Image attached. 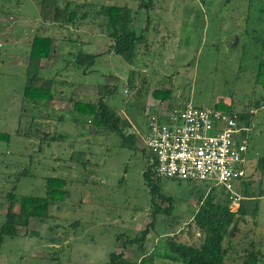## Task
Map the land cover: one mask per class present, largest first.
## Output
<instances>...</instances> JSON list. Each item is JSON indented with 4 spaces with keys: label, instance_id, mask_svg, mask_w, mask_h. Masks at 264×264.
Returning <instances> with one entry per match:
<instances>
[{
    "label": "rangeland",
    "instance_id": "obj_1",
    "mask_svg": "<svg viewBox=\"0 0 264 264\" xmlns=\"http://www.w3.org/2000/svg\"><path fill=\"white\" fill-rule=\"evenodd\" d=\"M55 1L73 11L69 23L41 17L39 0H0V223L7 192L42 197L47 178L65 181V196L48 208L49 216L31 217L15 236L2 239L0 264H102L145 226L143 249L150 264H185L172 258L165 237L197 243L191 214L206 193L220 200V189L210 182L160 178L151 182L171 201L152 200L142 177L146 160L135 139L139 144L147 118L142 107L155 88L172 106L225 102L248 112L247 190L263 194L254 200L256 215L238 223L232 238L236 253L226 264L239 263L236 256L249 240L264 253V85L254 79L264 60V0H152L141 9L138 3L146 0ZM101 5L133 10L132 28L146 40L130 63L105 52L109 40L103 17L96 15ZM38 27L54 38V54L40 60L38 70L53 81L49 101L23 96L29 38ZM101 48L105 53L91 64L74 62L78 52ZM85 86H92L94 95L74 100L94 102L101 96L135 148L72 111L70 99ZM155 205L167 211L152 216ZM124 254L132 261L141 255L133 246Z\"/></svg>",
    "mask_w": 264,
    "mask_h": 264
},
{
    "label": "trees",
    "instance_id": "obj_2",
    "mask_svg": "<svg viewBox=\"0 0 264 264\" xmlns=\"http://www.w3.org/2000/svg\"><path fill=\"white\" fill-rule=\"evenodd\" d=\"M151 3L152 0L141 1L138 3V9L149 8ZM38 4L40 7L39 15L51 22L69 23L72 19L73 11H67V3L63 7H59L55 0H39ZM48 5H51V7L44 10ZM96 15L103 17L104 34L109 40L105 52L120 55L129 63L135 60L139 45L145 44L146 39L143 31L140 30L137 33L132 28L134 19L133 10L126 5H101L97 8ZM58 16L59 21L56 20ZM143 29L146 30V26ZM29 39L23 96L32 100L49 101L53 97V93L51 92L53 81L39 74L38 70L42 68L40 60L48 58L54 52V38L47 33H40L38 27ZM96 56L97 54L94 53L78 52L74 55V62L91 64ZM254 79L255 82L264 85V60L259 61ZM152 95L158 96L162 101L164 100L162 99L163 97L161 98L160 89L153 90ZM74 99H79V95H74L70 99L72 111L90 116L89 122L93 126L102 127L117 134L122 143L127 144L130 148H135L133 137L130 134H123L122 121L101 96L94 102H80ZM165 106L166 109L172 107L168 102ZM213 108L223 112L237 113V115H240V121L244 124H246L250 117L248 116V112L233 109L225 102H218ZM139 150H141L143 158L146 159V149L142 147ZM248 175L249 173L245 172V176L241 179L239 190L243 198L239 200L235 210L229 208L226 198L220 197V200L215 201L214 195L211 193H206L199 200V204L193 210L190 220L196 228L197 243L181 242L174 239V237H169V235L165 237V245L168 247L172 258H176L185 264L227 263V258L230 257L229 254L236 253L235 247L232 249L233 243L235 244L232 238L239 228L238 223L243 220L244 216L254 217L256 215L257 205L254 200L263 194L261 190L257 196L250 194L247 190L248 183L246 182ZM142 177L146 186L149 187L152 200L154 197H157L160 200L171 201L170 197L160 193L159 187L151 182L161 177H158L154 173L151 164L147 163V161L143 166ZM64 183L65 181L60 178H47L44 182L45 195L42 197L20 196L18 198L12 191L7 192L5 195L6 207L3 213V220L0 223V242L4 237L15 236L17 234V227L26 226L29 218L34 217L42 221L49 216L48 208L56 202L61 201L65 196V191L63 190ZM15 204H17L16 211L14 210ZM166 211V208L161 209L155 205L152 216L155 212ZM149 223L153 224V221ZM147 235L148 226L134 232V235L124 239L121 250L109 252L107 260L102 264H150V255L145 253L143 249ZM248 243L236 256L239 259L238 264H264V253L262 250L254 246L251 240ZM128 246H133L136 250L140 251L141 255L137 260L132 261L125 256L124 251ZM166 256L170 257V255Z\"/></svg>",
    "mask_w": 264,
    "mask_h": 264
},
{
    "label": "built area",
    "instance_id": "obj_3",
    "mask_svg": "<svg viewBox=\"0 0 264 264\" xmlns=\"http://www.w3.org/2000/svg\"><path fill=\"white\" fill-rule=\"evenodd\" d=\"M239 116L190 103L152 112L143 138L145 160L158 177L210 182L235 206L243 198L239 187L251 127V119L244 124Z\"/></svg>",
    "mask_w": 264,
    "mask_h": 264
},
{
    "label": "crops",
    "instance_id": "obj_4",
    "mask_svg": "<svg viewBox=\"0 0 264 264\" xmlns=\"http://www.w3.org/2000/svg\"><path fill=\"white\" fill-rule=\"evenodd\" d=\"M107 38V37H106ZM109 44V43H108ZM104 50H106V48L104 49ZM104 50L101 48L99 51H96L94 54H98V53H101V52H104ZM105 53V52H104ZM54 54V53H53ZM138 56V54H136V57ZM42 60V59H41ZM148 87V86H147ZM93 88H92V86H90V87H88V86H85V87H81V88H79L78 87V90H77V92H78V95H79V98H81V97H83L84 95H87L88 93H90L91 95L93 94L94 95V92H93V90H92ZM155 89H158V88H155ZM155 89H152V91L153 90H155ZM152 91L150 90L149 92H148V97H147V99H146V101H144V105H143V107H142V111H143V114H145V117H147V115L149 114V113H151L150 111H152L153 110V112L155 113V112H161V111H164V109H166V106H165V102L164 101H162V100H160L159 98H158V96H153L152 95ZM82 99V98H81ZM249 119V118H248ZM252 121V120H251ZM146 123H147V118H146V122H145V125H144V132H143V134L141 135V137H140V140L138 139V142H139V144H137V142H136V139H135V144H136V146L140 149V148H142L143 147V138H144V136H145V134H146V130H147V128H146ZM128 256H130V255H132L133 256V254L131 253V251H129V253L127 254Z\"/></svg>",
    "mask_w": 264,
    "mask_h": 264
},
{
    "label": "water",
    "instance_id": "obj_5",
    "mask_svg": "<svg viewBox=\"0 0 264 264\" xmlns=\"http://www.w3.org/2000/svg\"><path fill=\"white\" fill-rule=\"evenodd\" d=\"M234 43H235V42H234ZM234 43H233V44H234Z\"/></svg>",
    "mask_w": 264,
    "mask_h": 264
}]
</instances>
